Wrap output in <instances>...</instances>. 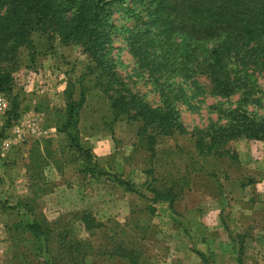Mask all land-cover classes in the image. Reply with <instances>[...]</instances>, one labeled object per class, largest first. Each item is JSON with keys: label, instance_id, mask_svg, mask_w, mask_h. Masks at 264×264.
<instances>
[{"label": "rangeland", "instance_id": "374dc122", "mask_svg": "<svg viewBox=\"0 0 264 264\" xmlns=\"http://www.w3.org/2000/svg\"><path fill=\"white\" fill-rule=\"evenodd\" d=\"M112 21L117 75L160 106L157 84L127 47L132 19L115 9ZM92 65L80 47L39 32L0 58L10 79L0 114V264H73L60 234L80 241L85 264H129L115 254L118 245L132 249L138 264H264V142L241 137L205 154L196 145L197 132L224 125L223 111L240 97H249L243 106L251 117H264V67L247 64L250 93L228 97L216 94L205 74L164 78L185 132L159 134L113 113L119 86ZM65 89L74 99L80 90L85 96L72 137L57 130ZM168 187L172 202L153 200L152 188ZM83 211L100 226L86 231ZM34 221L48 232L34 234L27 227Z\"/></svg>", "mask_w": 264, "mask_h": 264}, {"label": "trees", "instance_id": "16d2710c", "mask_svg": "<svg viewBox=\"0 0 264 264\" xmlns=\"http://www.w3.org/2000/svg\"><path fill=\"white\" fill-rule=\"evenodd\" d=\"M0 9V58L30 45L33 32L47 40L57 39L62 45L78 46L93 64L92 72L119 86L114 89L113 113L140 120L143 127L150 126L159 134L185 132L178 111L163 88L164 78L205 74L213 91L228 97L237 91L246 94L251 90L246 84L247 64L255 62L264 67V0H0ZM115 9L132 19L127 29V47L157 84L160 106H151L130 92L115 71ZM9 80V72L0 71L1 93ZM64 93L65 119L57 130L72 137L70 127L77 130L78 110L85 96L83 90L78 99L72 98V90L65 89ZM248 98L240 97L235 108L223 111L224 125L208 133V129L197 132L196 145L201 154L241 137L264 142V117L255 119L249 115L243 106ZM74 146L91 156L77 142ZM151 193L154 201L172 202L176 197L172 187L152 188ZM78 216L86 231L101 224L88 212ZM27 227L36 235L49 230L36 221ZM58 238L73 264H85L80 241L67 240L65 234ZM115 254L129 264H138L136 253L130 248L118 245ZM238 263L241 264L240 258Z\"/></svg>", "mask_w": 264, "mask_h": 264}, {"label": "built area", "instance_id": "2783aa9c", "mask_svg": "<svg viewBox=\"0 0 264 264\" xmlns=\"http://www.w3.org/2000/svg\"><path fill=\"white\" fill-rule=\"evenodd\" d=\"M8 108V102L4 96L3 93L0 92V114L4 113ZM32 131H34L32 129ZM15 132L19 135V130L16 128ZM12 141L10 139H7L4 141L3 145L4 147H10V144Z\"/></svg>", "mask_w": 264, "mask_h": 264}]
</instances>
